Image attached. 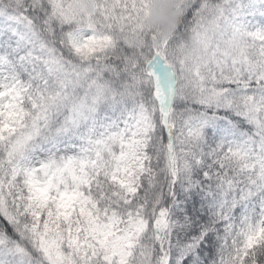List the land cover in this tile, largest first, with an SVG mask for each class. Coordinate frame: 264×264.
Instances as JSON below:
<instances>
[{"label":"snow or ice","instance_id":"snow-or-ice-1","mask_svg":"<svg viewBox=\"0 0 264 264\" xmlns=\"http://www.w3.org/2000/svg\"><path fill=\"white\" fill-rule=\"evenodd\" d=\"M0 264H264V0H0Z\"/></svg>","mask_w":264,"mask_h":264}]
</instances>
